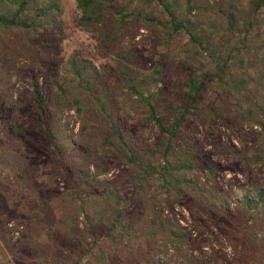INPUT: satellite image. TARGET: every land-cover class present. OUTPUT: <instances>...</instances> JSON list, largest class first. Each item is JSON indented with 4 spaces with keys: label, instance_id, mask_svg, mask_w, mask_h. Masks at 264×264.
<instances>
[{
    "label": "trees",
    "instance_id": "16d2710c",
    "mask_svg": "<svg viewBox=\"0 0 264 264\" xmlns=\"http://www.w3.org/2000/svg\"><path fill=\"white\" fill-rule=\"evenodd\" d=\"M74 3L115 65L56 63L59 0H0V264H264V0Z\"/></svg>",
    "mask_w": 264,
    "mask_h": 264
},
{
    "label": "rangeland",
    "instance_id": "374dc122",
    "mask_svg": "<svg viewBox=\"0 0 264 264\" xmlns=\"http://www.w3.org/2000/svg\"><path fill=\"white\" fill-rule=\"evenodd\" d=\"M59 2L62 9L59 16L61 21L62 38L59 41L60 51L58 54L53 55V59L56 61V63L61 65L72 51L77 50L84 58L90 60L96 66L104 63L115 65L113 58L100 57L98 55L96 40L89 32H86L76 24V18L78 17L79 12L75 7L74 0H59ZM227 10L228 5L224 4L222 6V11L226 12ZM218 16L219 18L223 19V14H219ZM213 31L214 30H209L210 33ZM151 41L152 39H150L148 33L139 30L138 34L133 40H128L127 42L123 43L124 45H128V43L129 45H134L137 52H139L141 56H145L151 51ZM171 46L176 58L183 57L185 59L191 60L192 62L196 63L198 67L207 64L206 59L203 58L202 54H200L198 50L188 42L182 33L176 32L173 34ZM241 53L246 55L248 54L247 51H241ZM17 87L23 95H26L27 83L25 79H20L17 83ZM60 115L63 119L67 118L68 131L73 135L77 133V116L72 111L65 113L63 112ZM151 134L152 133L148 131L146 132L145 137H150ZM227 134V132H224L221 135L222 138L225 139ZM232 141L235 142L234 139H232ZM115 171H112L111 173H114ZM224 175L228 177L230 174L225 172ZM53 177L54 176H50L49 179H52ZM179 209L185 213L184 208L179 207ZM48 231L49 230L47 229L41 234L40 240L44 241L46 239Z\"/></svg>",
    "mask_w": 264,
    "mask_h": 264
}]
</instances>
